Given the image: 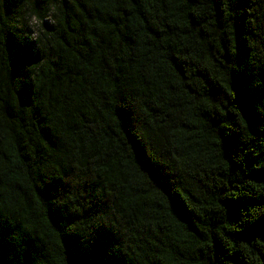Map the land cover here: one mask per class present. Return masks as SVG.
I'll list each match as a JSON object with an SVG mask.
<instances>
[{
	"label": "trees",
	"instance_id": "obj_1",
	"mask_svg": "<svg viewBox=\"0 0 264 264\" xmlns=\"http://www.w3.org/2000/svg\"><path fill=\"white\" fill-rule=\"evenodd\" d=\"M0 264H264V0H0Z\"/></svg>",
	"mask_w": 264,
	"mask_h": 264
},
{
	"label": "clouds",
	"instance_id": "obj_2",
	"mask_svg": "<svg viewBox=\"0 0 264 264\" xmlns=\"http://www.w3.org/2000/svg\"><path fill=\"white\" fill-rule=\"evenodd\" d=\"M47 7L48 11L45 18L48 19L50 23L54 25L57 24V17L59 15L57 5L54 2H50ZM24 20L26 21L27 26L32 29L31 33H29V38L39 40L43 23L40 13L37 10L30 8L24 13Z\"/></svg>",
	"mask_w": 264,
	"mask_h": 264
}]
</instances>
